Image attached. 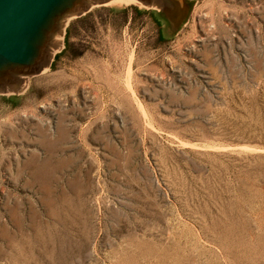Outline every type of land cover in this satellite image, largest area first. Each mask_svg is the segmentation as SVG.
<instances>
[{
    "label": "rangeland",
    "instance_id": "1",
    "mask_svg": "<svg viewBox=\"0 0 264 264\" xmlns=\"http://www.w3.org/2000/svg\"><path fill=\"white\" fill-rule=\"evenodd\" d=\"M191 2L95 6L0 95V264H264V0Z\"/></svg>",
    "mask_w": 264,
    "mask_h": 264
},
{
    "label": "water",
    "instance_id": "2",
    "mask_svg": "<svg viewBox=\"0 0 264 264\" xmlns=\"http://www.w3.org/2000/svg\"><path fill=\"white\" fill-rule=\"evenodd\" d=\"M112 1L0 0V95H19L26 79L50 67L63 48L70 19ZM135 1L153 9L171 34L180 29L192 10L191 0Z\"/></svg>",
    "mask_w": 264,
    "mask_h": 264
},
{
    "label": "bare ground",
    "instance_id": "3",
    "mask_svg": "<svg viewBox=\"0 0 264 264\" xmlns=\"http://www.w3.org/2000/svg\"><path fill=\"white\" fill-rule=\"evenodd\" d=\"M114 1L136 2L135 0H114ZM112 2H113V1H112ZM67 23H68V22H67ZM61 39H62V38H61ZM45 69H47V68H45ZM45 69H44V70H45ZM44 70H43V71H44ZM27 80H28V79L25 80V83H24L23 88H25Z\"/></svg>",
    "mask_w": 264,
    "mask_h": 264
},
{
    "label": "trees",
    "instance_id": "4",
    "mask_svg": "<svg viewBox=\"0 0 264 264\" xmlns=\"http://www.w3.org/2000/svg\"><path fill=\"white\" fill-rule=\"evenodd\" d=\"M153 12H154V15H155V18H156V22L158 24H160V18L158 17V15H157V13L155 11H153ZM156 15H157V17H156Z\"/></svg>",
    "mask_w": 264,
    "mask_h": 264
}]
</instances>
